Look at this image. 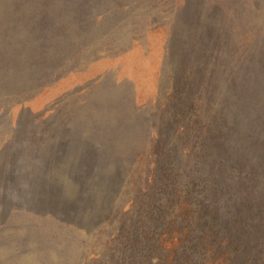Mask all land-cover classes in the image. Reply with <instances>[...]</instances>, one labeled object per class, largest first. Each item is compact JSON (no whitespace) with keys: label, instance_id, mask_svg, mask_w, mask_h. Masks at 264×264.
<instances>
[{"label":"rangeland","instance_id":"obj_1","mask_svg":"<svg viewBox=\"0 0 264 264\" xmlns=\"http://www.w3.org/2000/svg\"><path fill=\"white\" fill-rule=\"evenodd\" d=\"M78 4L80 23L85 24L79 30L86 26L89 30L80 35L78 40L86 39L78 50L88 59L67 67L57 79H47L51 81L34 94L28 92L23 101L14 97L0 101V109L8 107L0 124V262L4 240L13 236L6 232L7 225L12 227L16 217L14 237L25 234L29 240L35 228L47 233L46 251L42 241H27L26 250L38 260L26 258L21 264H48L43 258L51 264H130L132 257L115 239L124 235L138 244L143 218L156 226L159 220L153 208L167 203V196L153 184L140 194L133 191L134 184L140 185L139 175L143 181V173L136 170L143 167L141 155L151 140L175 147L166 141V120L155 114L157 100L164 102L178 79L189 75L200 82L204 73L201 82L207 77L216 89L200 111L218 132L215 140L209 133L207 144L221 145L223 165L217 169L218 179L208 177L203 164L194 168L196 157L182 146L174 165L193 169L213 186L212 223L221 229L234 225L232 234L245 247L237 264H262L264 221L251 212L264 208V0H79ZM97 10L109 11L104 31L112 26V37L102 42L92 41ZM87 104L99 116L88 139L75 145L76 160L65 136L52 147L40 143L34 169L22 161L21 148L18 152L5 148L15 138L21 116L34 120L58 113L55 120L81 124L78 115ZM59 157L79 168L94 166L70 175L59 167L60 172L52 174ZM26 178L35 181L38 198L28 200ZM19 185L24 188L16 192ZM244 225L243 235L239 228Z\"/></svg>","mask_w":264,"mask_h":264},{"label":"trees","instance_id":"obj_2","mask_svg":"<svg viewBox=\"0 0 264 264\" xmlns=\"http://www.w3.org/2000/svg\"><path fill=\"white\" fill-rule=\"evenodd\" d=\"M77 2L79 0H0V101L7 97L26 99L28 92L34 94L42 89L47 81L66 73L67 67H73L81 63L80 60L88 59L81 56L78 50L81 42L86 39L78 40L80 35L89 30L88 26L79 30V27L85 24L80 23ZM94 12L98 13V17L94 29L96 37L92 41L109 40L112 37V33H109L112 26L104 31L108 24L106 16L109 11L104 10L100 14L98 10ZM121 32L116 34L119 33L123 37L124 33ZM203 74L201 73V77ZM201 77L200 82L195 76L189 75L178 79V82L169 87L166 100H157L155 114L166 120V141H172L175 147L171 149L169 144L161 143L158 138L151 140L147 150L141 155L143 167L136 170L139 174L143 173V181L139 175L140 185L134 184L133 191L140 194L144 188L148 190L153 184V189L167 196V203L163 208H153V214L159 220L156 226L152 227L148 220L143 218L138 244H131L124 235L115 239L117 245L126 251L128 258L132 257L130 264H237L239 253L242 250L245 252L242 242L232 234L236 229L234 225L224 224L221 229L212 223L215 216L214 208H209V198L213 186L205 177L200 178L193 169H187L178 163L174 165L175 158L181 154L182 148L196 157L195 169L204 165L208 177L218 179L217 169L223 165L221 145L214 144L209 147L207 144L209 133L213 132L215 140L218 132H215L211 122L207 121L200 111V105L206 99L211 100L216 88L213 89L212 81L210 84L207 77L201 82ZM49 78L51 80H47ZM7 111V106L1 107L0 124L5 121L7 115L4 114ZM57 116L58 113L55 117L52 116L53 118L38 117L34 120L21 116L15 124V138L6 143L5 148H15V152L21 148L19 153L22 161H29L30 169H34L37 167L34 161L40 143H48L52 147L58 144L61 136H65L68 147L75 153L72 158L76 160L78 155L75 145L88 139L99 114L93 112L87 104L78 115L81 124H72L74 119L55 120ZM128 131L133 134L132 130ZM112 136L113 133L110 137ZM116 137L118 139V136ZM19 138L24 140L18 141ZM123 139L122 142L125 141ZM191 156L190 159L193 160ZM56 161L50 171L52 174L59 173V167L65 175H70V171L72 174L86 173L94 166L85 164L79 168L77 163L67 164L60 157ZM213 163H216L217 167ZM38 171L39 169L36 170ZM23 175L26 177L28 173ZM150 177L152 179L148 180ZM25 181L26 185L30 184L28 200L38 198L36 193L39 191L32 185L35 181H27V178ZM23 188V185L22 188L19 185L15 191ZM150 211L151 209L147 214ZM258 215L264 221V208L251 212L253 218ZM244 217L249 220L248 216ZM15 218L10 223L12 227L7 225L9 229L7 228L6 232L13 236L3 242L2 248L5 252L2 253L0 263L7 261L8 264H21L22 259L26 258L38 260L34 252L26 250L25 244L36 239L42 241L44 247L46 231L35 228L32 238L28 234L29 240L25 234L14 237ZM234 223L238 224L236 220ZM245 228L246 225L239 228L243 235ZM48 245V252L52 253V244L48 243L46 246ZM42 251H46V248ZM43 259L45 263L51 264L49 260Z\"/></svg>","mask_w":264,"mask_h":264}]
</instances>
